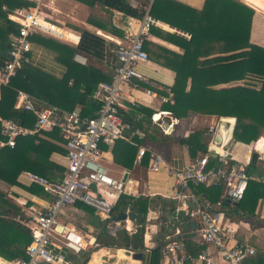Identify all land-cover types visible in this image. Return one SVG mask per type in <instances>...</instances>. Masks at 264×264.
I'll list each match as a JSON object with an SVG mask.
<instances>
[{"label":"crops","instance_id":"crops-1","mask_svg":"<svg viewBox=\"0 0 264 264\" xmlns=\"http://www.w3.org/2000/svg\"><path fill=\"white\" fill-rule=\"evenodd\" d=\"M28 1L33 3V7L40 11L41 18L56 23L62 30H59V32L65 40L55 38L54 41L76 49L71 57L73 63L79 66H87L111 80L115 65L113 50L121 43L122 38L101 30L95 24L90 23L88 19L91 18L93 23L103 24L104 28L107 27V29L109 28L107 24H111L122 31L123 37L127 31L133 32L136 29L138 20L102 7L97 3L92 4L89 1L86 3V0L84 2L80 0ZM177 1L195 9H201L203 6V0ZM2 10L6 11L4 6ZM0 27H6V20L3 17H0ZM154 27L157 34L149 33L144 42L148 60L139 65L138 70L146 77L152 79L157 85L170 89L174 87L176 81L175 66H178L182 72L188 73L192 71L193 75L187 79L185 88L187 93V114L183 118L176 119L164 108V104H161L153 97L145 95L142 90L130 92L131 101L134 104L126 103L127 109L122 112V116L130 126L129 130L126 131V136L136 144V146H133L129 142L123 141L136 148L132 166L127 169L114 163L112 149L115 147V143L110 147L105 146L106 149H101V163L113 177L121 178L122 180L125 177L123 180L124 193L122 195L132 197L136 201L139 199L144 201H140V204H142L140 208H144V211L141 212L144 220L141 225L135 222L137 218L131 222L128 215L131 212H135L128 205L124 211L118 212L127 215L128 221L126 220L121 224L124 229L109 233L108 226H114L110 223L112 218L104 221L97 218L101 222H106L107 235L99 238L97 230L92 226L90 228L93 231V235H87L95 237L98 244L96 248L100 251L108 252L109 257L102 258L99 256L97 259H90L91 263L101 261L104 264H150L152 250L156 247L161 249L162 263L164 260L162 257L164 237L166 234H172L174 229L179 227L178 221L175 219V209L180 205V202L175 199L176 195L179 194V190L174 179L167 175L165 169H161L159 172L150 170L151 153H159L168 166L174 170H180L188 165L191 160L199 158V156L190 158L187 145L183 142L189 139L194 132L206 131L203 141L207 144V151L215 154L212 157H218V154L226 153V160L230 164H243L246 170L252 154L256 153L258 157L255 169L249 176L254 181L264 183V159L260 151V149H264V131L258 140L250 144L235 141L232 135L238 117L251 120L264 127V119L262 117L264 115V95L259 91L261 87H264V45L258 43L260 42V35L253 38L254 26L252 25L251 27L248 43L242 44L212 37L202 38L196 61L180 45L170 41L168 37V35H175L188 41L191 38L189 34L159 21H156ZM83 31L99 37L101 39L99 45H85L90 47L88 51L78 50L81 32ZM40 36L50 39L45 35ZM78 37L79 41L76 43ZM40 41L36 38L33 39L31 51L25 56L23 62L55 79H61L66 73V67L59 61L58 53L46 46L44 41ZM92 50H95L96 53L92 52ZM75 54L83 56L85 64L77 63L73 59ZM33 82L38 87L46 90L53 98L64 94L63 91L40 81L33 80ZM100 82L105 81L100 80ZM74 108H79L85 113L95 112V107L92 109L76 105ZM140 108L150 110L152 112L150 118L159 112H164V114H160L158 120L152 122L144 113L139 112ZM13 109L21 110L17 106V97L13 104ZM222 123L227 125L228 130L222 133L224 137L222 143L216 145L214 139L217 135L218 127ZM165 139L168 140L166 141ZM62 141V143L56 141L54 143L65 150V142L63 139ZM139 147L147 149L142 159H137ZM49 160L58 168H62V178L66 166L64 154L52 153ZM23 172L18 177L19 185L17 186H10L0 181V193H8L13 198L12 201H8L11 208L7 210V215L12 219L16 218L15 220L21 222L22 225H27L28 222L23 217L26 206H21L20 203L24 199H30V195L36 194L26 190L31 184L25 178ZM223 194L224 187L222 186L220 199H222ZM40 196L38 195L37 197ZM43 197L35 199L36 202H41ZM120 197L111 200L113 211ZM199 197L204 199L205 196L203 197L201 194ZM27 205H31V203H27ZM32 205L33 208L39 209L37 203ZM78 210L82 212L79 207L76 208V211ZM188 222L184 221V223H181V235L174 237L183 240L184 244L189 241L196 244L194 246H197L201 244L197 232V223L194 222L196 224L194 228L184 229V224ZM125 227L130 232H127ZM221 229L235 241L246 243L256 250L255 256L249 259L248 263H251L261 254V263L264 264V199L258 201L255 215L251 217H241L232 213L231 208H224ZM122 231L129 236L130 240L123 241L118 238L117 234ZM102 238L106 239L101 241ZM110 238L115 242L109 241L108 239ZM104 243L108 244V246H104ZM112 243L116 245H111ZM185 250L189 251L186 246ZM203 250H211V248L204 246ZM138 252L142 253L141 259H133L132 254Z\"/></svg>","mask_w":264,"mask_h":264},{"label":"built area","instance_id":"built-area-1","mask_svg":"<svg viewBox=\"0 0 264 264\" xmlns=\"http://www.w3.org/2000/svg\"><path fill=\"white\" fill-rule=\"evenodd\" d=\"M149 8L150 6L145 9L143 18L138 20L136 29L133 32L127 31L121 43L113 50L115 65L112 77L108 82L97 84L92 94L95 106L92 116H84L79 108L66 111L18 92L17 106L32 113L35 117L33 127L27 128L11 119L0 118V149L14 148L18 137L41 131H57L65 142L66 150V166L60 180L50 181L35 173L23 172L31 185L42 189L40 197L30 195V199H24L20 203L21 206H26L23 217L28 222L30 242L24 255L15 259L0 256V264H104L101 261L91 263L88 259L89 254L98 246L95 237L81 233L68 222L58 220V216L65 210L70 211L77 205H82L91 208L94 216L100 220L112 218L111 200L124 193V182L121 178L110 175L101 163V146L110 147L118 140L136 146L126 136L130 126L122 116V112L127 109L126 103L134 104L131 101V91L142 90L145 95L161 104L173 102L172 89L157 85L138 70L139 65L148 60L144 42L150 28L156 25V20L149 15ZM6 19L12 24L13 32L9 34L8 58L0 68V86L7 85L9 79L16 75L21 62L31 51L33 36L63 39L57 24L41 18L40 11L33 6L16 7L8 12L6 10ZM78 41L79 37L76 43ZM73 59L85 64V58L79 54H75ZM160 114L164 112L151 116V121L156 122ZM146 152L145 147H139L137 159H142ZM212 155L215 154L209 151L191 160L182 169L174 170L159 153H151L150 170L159 172L165 169L179 190L175 197L180 202L175 209L179 227L164 237V260L161 264H249L248 260L256 254L252 246L235 241L221 229L225 208L223 202L235 204L242 200L252 177L246 173L243 164H230L226 160V153L218 154L220 167H209ZM199 185L208 188L223 186L222 199L211 203L199 198ZM42 196L41 202H36L35 199ZM36 203L39 209L32 207ZM126 220L128 221L126 218L120 223L111 220L110 223L114 226H108V232L115 233L118 229H124L121 224ZM190 220L197 223L200 243L211 250L192 255L185 250L183 240L174 237L181 235V223Z\"/></svg>","mask_w":264,"mask_h":264},{"label":"trees","instance_id":"trees-1","mask_svg":"<svg viewBox=\"0 0 264 264\" xmlns=\"http://www.w3.org/2000/svg\"><path fill=\"white\" fill-rule=\"evenodd\" d=\"M80 1L84 2V0ZM88 1L92 4L97 3L102 7L120 12L134 20H141L145 9L150 6L149 15L154 20L168 24L191 36L186 41L182 37L168 35L169 40L180 45L194 61H196L198 55L200 41L204 37L221 38L242 44L248 43L251 27L252 25L254 26V21L258 17L251 8L238 0H203L201 9L188 7L177 0H86L85 2L87 3ZM3 6L8 12L16 7H31L33 3L28 0H0V17L6 20V27H0V68L3 61L8 58V50L10 48L9 34L13 32L12 24L6 19V11L2 10ZM91 20V18L88 19L90 23L95 24L101 30H105L109 34L123 39L122 31L111 24H107L109 27L107 29V27L104 28L103 24L93 23ZM154 28L152 26L149 33L157 34ZM46 37L50 39L35 35L31 41L35 38L38 41H44L46 46L56 51L59 55V61L66 67V73L58 80L46 73L31 68L25 62H21L16 75L9 79L7 85L0 86V117L2 119H11L27 128L33 127L35 117L32 113L13 109L18 92H24L36 98V100L56 105L66 111H71L76 105L93 109L95 106L92 103V94L98 82L100 80L110 81L87 66H79L73 63L71 57L76 49L56 43L54 41L55 38L52 36ZM80 39L78 50L84 51H88L90 48L85 45L98 46L101 41L99 37L86 31L81 32ZM92 52L96 53L95 50H92ZM174 71L176 73L175 85L172 88L174 102L172 104H164V108L176 119H179L185 117L187 114V93L185 88L186 81L193 75V72H182L178 66H175ZM33 80L57 88L63 91L64 94L53 98L46 90L35 85ZM139 112L144 113L148 118L152 114L150 110L145 108H140ZM82 114L89 117L94 113L82 112ZM263 131L264 127L262 125L238 117L232 135L235 141L250 144L258 140ZM205 132V130L194 132L190 135L189 139L183 141L187 145L190 158L200 157L208 152L207 144L203 141ZM165 140L167 141L168 139ZM55 141L63 142L59 132L41 131L34 135L16 138L14 148L4 147L0 149V181L10 186H17L19 185L18 177L23 171L36 173L48 180H59L62 168H58L49 158L52 153L65 154V150L56 145ZM153 141L155 140L153 139ZM101 147V149H106L105 146ZM135 152L136 148L128 145L126 142L117 141L115 142V147L112 149L113 161L124 168L130 169L135 158ZM257 157L256 153L252 154L246 170L248 175L255 169ZM220 166L221 163L218 157L211 156L209 158V167ZM26 190L36 195L42 193V189L34 184L26 188ZM197 191L198 197L202 194L203 197L205 196L204 199L215 203L221 197L222 186L218 185L208 188L204 185H199L197 186ZM260 199H264V183L250 179L242 200L237 204H228L225 201L223 203L225 208H231L232 213L238 214L241 217H251L255 215V210ZM140 201L144 202L142 199L136 201L132 197L121 195L116 202V206H114L113 216L120 211H124L130 205L131 210L139 215L135 222L140 225L143 224L144 219L141 216V212L144 211V208H140V205H142ZM78 207L90 214V217H88L95 225L103 223L100 229H95L98 232L99 238L106 236V222L99 221L94 217L93 211L86 210L84 206L78 205ZM10 208L11 206L5 196L0 193V256L7 259H15L24 255L25 248L30 242V237L27 225H22L21 222L15 220V217V219H12L7 215V210ZM117 236L123 241L129 239V236L123 231L119 232ZM103 245L108 246L105 243ZM111 245L116 244L112 243ZM194 245L196 244L189 241L185 242V246L189 250L188 252L192 255L200 253L205 246L204 244ZM85 257L87 258V256ZM150 264H161V249L159 247L152 250ZM250 264H262L261 254Z\"/></svg>","mask_w":264,"mask_h":264},{"label":"rangeland","instance_id":"rangeland-1","mask_svg":"<svg viewBox=\"0 0 264 264\" xmlns=\"http://www.w3.org/2000/svg\"><path fill=\"white\" fill-rule=\"evenodd\" d=\"M239 2H241L240 0H238ZM242 3V2H241ZM244 4V3H243ZM246 5V4H244ZM248 6V5H246ZM249 8H251L254 11V14H257L258 17L257 19L254 21V29H253V38L259 36V40L260 42H258L259 44L264 45V16L258 12H256L252 7L248 6ZM259 91L261 93H263L264 95V87H261L259 89ZM264 119V115L262 116ZM264 123V122H263ZM260 125V124H259ZM263 126V125H262ZM4 196H6V200L7 202L10 200L12 201L13 198H11L8 193L7 194H3ZM21 203H23V200L21 201ZM78 207V205L76 206ZM75 207V208H76ZM73 208L71 211L67 212L66 210L63 211L62 214H60L58 216V220L63 221V222H69V224H71L72 226H74L76 228V230H80L81 233H85V234H92L93 235V231H91L92 229L90 228L91 226L93 228L96 229H100L102 227L103 223H97L96 225L94 223H92L89 219L90 214H88V212H86L85 210L81 209V211H76V209ZM84 208L88 211H93L91 208L89 207H85ZM93 213V212H92ZM89 216V217H88ZM198 221V220H197ZM94 224V225H93ZM95 231V230H94ZM106 238H102L101 241L105 240ZM109 241L113 242V239H108ZM106 241V242H109ZM115 242V241H114ZM102 252V253H101ZM101 253V254H99ZM102 257V258H108L109 257V253L106 251H100L98 248H96L92 253L89 254L88 259L90 260H94L97 259L98 257ZM86 258V257H84Z\"/></svg>","mask_w":264,"mask_h":264},{"label":"water","instance_id":"water-1","mask_svg":"<svg viewBox=\"0 0 264 264\" xmlns=\"http://www.w3.org/2000/svg\"><path fill=\"white\" fill-rule=\"evenodd\" d=\"M228 130V127L225 123H222L219 127H218V132H217V135L214 139V142L216 145H220V143H222L224 137L221 133V130L222 129H225ZM261 153H262V158L264 159V149H260ZM125 179V177L123 178V180ZM237 204V203H235ZM127 218V215L125 213H118L116 216L112 217V221H114L115 223H120L122 221H124L125 219ZM128 218L130 219V221H134L136 218H138V215H136L135 213L131 212L129 215H128ZM196 224L194 223V221H189L188 223L184 224V229H187V228H194ZM142 257V253L138 252V253H134L132 254V258L133 259H141Z\"/></svg>","mask_w":264,"mask_h":264},{"label":"bare ground","instance_id":"bare-ground-1","mask_svg":"<svg viewBox=\"0 0 264 264\" xmlns=\"http://www.w3.org/2000/svg\"><path fill=\"white\" fill-rule=\"evenodd\" d=\"M244 4L252 7L257 12L264 15V0H240ZM227 131L226 128L221 130V133ZM125 231V230H124Z\"/></svg>","mask_w":264,"mask_h":264}]
</instances>
